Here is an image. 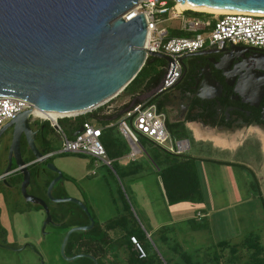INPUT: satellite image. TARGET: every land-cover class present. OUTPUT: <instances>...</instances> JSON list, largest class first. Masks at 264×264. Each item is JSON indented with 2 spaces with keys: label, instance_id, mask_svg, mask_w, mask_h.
Returning a JSON list of instances; mask_svg holds the SVG:
<instances>
[{
  "label": "rangeland",
  "instance_id": "obj_1",
  "mask_svg": "<svg viewBox=\"0 0 264 264\" xmlns=\"http://www.w3.org/2000/svg\"><path fill=\"white\" fill-rule=\"evenodd\" d=\"M178 24V21L166 23L167 26ZM156 91L142 93L139 100L146 101ZM92 123L104 128L98 121ZM59 124L66 130L70 122L61 120ZM51 139L54 152L50 163L64 176L54 188L53 196L65 195L81 201L101 224L127 214L126 201L146 234L148 264H187L180 256V246L193 264H211L214 255L221 252L217 243L222 241L239 244L253 236L259 237L264 247V153L254 137L246 139L244 146L235 152L220 151L213 143L198 142L191 131L183 138L172 137V143L161 148L178 149V143L188 142L190 149L186 155L211 161H196L202 203L185 201L174 205L166 201L158 170L149 158L152 146L142 143L144 151L133 155L127 142L130 154L113 161L108 158L113 162L108 166L85 155L59 154L60 133L53 131ZM4 144H0V150ZM136 165L139 171L128 175L127 170ZM38 168L43 169L44 164H38ZM2 169L0 165V174ZM31 190L32 186L28 191ZM68 204L57 206L51 202L60 210ZM210 209L217 211L206 215ZM45 219V211L26 202L19 185L10 188L9 183H0V264H83L80 259L70 262L61 255L63 239L70 229L53 221L43 230ZM114 233L121 237V230ZM108 259H119L126 264L124 251L114 245Z\"/></svg>",
  "mask_w": 264,
  "mask_h": 264
},
{
  "label": "water",
  "instance_id": "obj_2",
  "mask_svg": "<svg viewBox=\"0 0 264 264\" xmlns=\"http://www.w3.org/2000/svg\"><path fill=\"white\" fill-rule=\"evenodd\" d=\"M140 0H0V96L27 100L32 109L7 123L0 137L8 129L14 130L9 149L8 167L0 177L7 183L16 171L22 174L21 194L26 202L40 206L46 213L43 230L53 224L48 202L29 193V167L44 164L57 174L47 188V198L56 204H74L89 218L90 224L71 228L61 245V255L70 262L87 258L98 264L90 254L66 255L74 233L90 231L95 226L87 206L81 201L53 196L54 188L63 173L38 148L37 135L30 123L39 112L47 115L72 114L76 117L90 113L118 97L137 77L149 57L173 63L169 57L146 51L147 21L143 14L130 21L125 16ZM198 9L212 7L240 13L264 14V0H176ZM138 7V6H137ZM219 49L216 52H222ZM156 53V54H155ZM210 54L202 51L184 59ZM161 88V87H160ZM221 88V87H220ZM159 93V88L156 94ZM54 131H58L55 126ZM81 127L75 136L83 132ZM34 160L27 163L21 152V137Z\"/></svg>",
  "mask_w": 264,
  "mask_h": 264
},
{
  "label": "trees",
  "instance_id": "obj_3",
  "mask_svg": "<svg viewBox=\"0 0 264 264\" xmlns=\"http://www.w3.org/2000/svg\"><path fill=\"white\" fill-rule=\"evenodd\" d=\"M173 6H175V2L169 0L168 8ZM185 14L186 16L196 18L212 17V14L194 12L191 10L186 11ZM178 34L179 33H175V35ZM191 63V59H189L188 62L184 61V74L188 72V68L190 67H188V64L190 65ZM166 66V61L162 59L152 57L149 58L146 65L143 67L137 77L121 94H136L158 89L163 82L166 73ZM114 100L115 99L111 100L109 103L113 102ZM109 103L90 113L71 118L65 117L62 120H67L70 122L69 127L63 131L71 139L75 137V133L87 122L92 123L93 121H98L103 124L104 128L102 131L101 141L106 149L108 158L113 161L124 158L130 154V147L127 143V140L120 131L117 124V122L124 116L130 104H127L120 109H116L111 114H103L106 109L105 107ZM138 104H145V106L155 105L157 106L159 112L166 113L168 99L160 98V93H157L149 98L145 103H142L136 99L135 105ZM46 123L45 125H47L50 131L53 132L54 129L51 127V124L49 122ZM111 124H113V126L108 127ZM167 127L173 138H183L188 132L184 125L179 126L178 124L176 125L169 122L168 120ZM40 143L42 153L44 155L54 152L52 148V140L49 139L46 134L40 138ZM142 143L152 146L153 153H149V158L158 170L157 173L166 201L170 205L185 201L202 203L203 193L199 174L196 168V158L183 153L167 151L145 138H142ZM26 150L27 156L25 161L27 163L32 162L34 157L28 147ZM49 161L51 162V158ZM29 170L32 175L31 194L43 197L48 202L53 221L56 223H62V226L67 229L90 224V220L87 215L74 204L64 205L66 207L61 210L59 207H57L59 206L58 204L57 206L51 205V202L47 198L46 192L55 174H52L51 171L47 170L48 173L51 174V176H49L50 179L47 180V177L39 178L38 164L32 165ZM138 171L139 167L137 165L132 166L127 170V174H135ZM19 183L20 179L17 178L12 184L15 187H18ZM54 196L57 198L62 197L59 195ZM124 207L126 211H128L127 214L118 215L117 217L103 224L99 223L96 220V217L90 212L91 216L95 220L94 228L91 231L74 233L71 236L67 246V256L71 257L79 254H90L97 259L98 264H122L119 259H108L109 251L114 245L116 248H121L124 251L126 264H148L150 262V257L146 250V234L138 225L137 220L130 211L126 201ZM39 208L41 207L39 206ZM73 209L77 210L76 214H73ZM116 230H121V237L117 238V236H115L114 232ZM166 230L167 228L162 231L165 232ZM111 233L114 235H111ZM132 237H136L141 246L145 249L147 254L145 259H139V254L135 251L134 245L131 241ZM217 248H220L221 252L220 254L217 252V254L214 255V257L211 259V264H264V247L262 246L259 237H247L239 244H233L231 241H222L217 243ZM176 250H181L180 256L185 261V263L193 264L190 255L181 246L180 250L178 247ZM80 260L83 262V264H94L93 261L87 258H81Z\"/></svg>",
  "mask_w": 264,
  "mask_h": 264
},
{
  "label": "built area",
  "instance_id": "obj_4",
  "mask_svg": "<svg viewBox=\"0 0 264 264\" xmlns=\"http://www.w3.org/2000/svg\"><path fill=\"white\" fill-rule=\"evenodd\" d=\"M169 0H140L135 8L125 16L126 21L143 14L147 21V40L145 50L162 54L174 60L175 69L169 78L173 63L167 62L165 76L159 87L163 90L175 87L184 73L185 56L209 49H223L229 46H246L264 50V14L230 13L213 15L207 19L186 16L185 11H177L175 6L168 8ZM138 6V7H137ZM178 21L179 26H167L166 23ZM175 33H179L175 35ZM155 53V54H156ZM147 56L151 58L149 52ZM109 103V102H108ZM107 104V103H106ZM105 104V105H106ZM104 106V105H103ZM32 109L27 101L16 97L0 96V132L2 128L21 113ZM36 116L32 122H49L51 127L58 126L62 138V148L59 154H79L102 161L111 166L106 149L101 141L103 128L93 123H85L83 132L69 138L59 125V120ZM71 118V117H67ZM120 131L129 143L133 155L144 151L142 138L159 147L172 143V136L167 127V116L159 112L157 106L138 104L128 109L117 122ZM113 124L108 127H112ZM178 149L168 148V151L180 153L187 148L184 142L178 143ZM96 172H93L95 175ZM139 259H145L147 254L136 237L131 238Z\"/></svg>",
  "mask_w": 264,
  "mask_h": 264
},
{
  "label": "flooded vegetation",
  "instance_id": "obj_5",
  "mask_svg": "<svg viewBox=\"0 0 264 264\" xmlns=\"http://www.w3.org/2000/svg\"><path fill=\"white\" fill-rule=\"evenodd\" d=\"M217 50L219 49L204 50L210 51V54L186 59V62L189 59L192 60V63L188 64V67L190 66L188 72L183 73L175 87L160 92V98L168 99L167 120L179 126L184 125L186 128L187 125H193L199 128L203 135L230 133L238 136L251 132V137H254L262 148L264 143V50L246 46L224 47L220 53L216 52ZM30 126L38 131L37 144L42 151L40 138L46 134L51 139L53 132L45 124L31 122ZM13 135L14 130L8 129L0 137V144L6 142L0 150V165H3L0 177L9 164L8 155ZM26 145V138L23 135L21 152L24 160L27 156L28 146ZM16 169L13 160V173L6 178L10 188H16L12 183L17 178L20 181L22 179V174ZM47 170L45 165L43 169H39V178L42 175L51 176ZM52 174H55L53 178L55 179L57 174L54 172ZM0 183L5 182L0 179ZM30 186H32V179ZM72 212L76 214L77 210L73 209Z\"/></svg>",
  "mask_w": 264,
  "mask_h": 264
},
{
  "label": "crops",
  "instance_id": "obj_6",
  "mask_svg": "<svg viewBox=\"0 0 264 264\" xmlns=\"http://www.w3.org/2000/svg\"><path fill=\"white\" fill-rule=\"evenodd\" d=\"M186 59H188V58H186ZM186 59H184V61ZM141 94L142 93L128 94V95L120 94V96L118 98L116 97L113 102L109 103L105 107L106 109L104 111V114H111L116 109H120L127 104H130V106L128 107V109H130L132 106H135V101H136V99L139 100V95H141ZM146 101H144L142 103H145ZM187 128H188V131H191L193 133V136H194L196 141L213 143V145L215 146L216 149H218L220 151H225V152H235L238 148H241L242 146H244V141L246 139H248L249 137H251L250 134H252L251 132H245L244 134L238 135V136L237 135L235 136V135L230 134V133L220 134V135H209V134L203 135L200 132L199 128H197L193 125H187ZM184 143L187 145V148L180 153L186 154V151H188L190 149V145L188 142H184ZM262 152L264 153V143H263V147H262ZM174 153H176V152H174ZM194 158H196V161L198 160V161H203V162H208V161L211 162L207 158H205V159L199 158V157H194ZM263 170H264V165H263ZM216 211H217V209H210L206 215H208L209 213L216 212Z\"/></svg>",
  "mask_w": 264,
  "mask_h": 264
},
{
  "label": "bare ground",
  "instance_id": "obj_7",
  "mask_svg": "<svg viewBox=\"0 0 264 264\" xmlns=\"http://www.w3.org/2000/svg\"><path fill=\"white\" fill-rule=\"evenodd\" d=\"M182 2H178L176 4V10L181 12V11H185V10H191L194 12H202V13H208V14H213V15H224V14H230V13H238L236 11L233 10H219L216 8H212V7H203V8H198L195 9L187 4H185L184 6L181 5ZM40 116L45 117V118H50V119H56L59 116L65 117V116H72V114H61V113H57L56 115H47L45 112H39Z\"/></svg>",
  "mask_w": 264,
  "mask_h": 264
}]
</instances>
